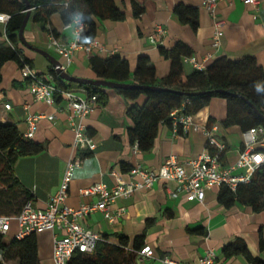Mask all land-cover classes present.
<instances>
[{
    "label": "crops",
    "instance_id": "1",
    "mask_svg": "<svg viewBox=\"0 0 264 264\" xmlns=\"http://www.w3.org/2000/svg\"><path fill=\"white\" fill-rule=\"evenodd\" d=\"M202 1L114 0L116 7L124 13V19L97 20L93 41L98 43L101 50L93 48L88 54L78 48L73 51L69 66H66L64 59L52 47V35L43 29L41 23L27 22L23 36L33 47L58 59L66 67V72L77 78L96 79L88 64L89 58L94 55L101 58L119 56L128 62L131 73L137 57L146 56L156 77L163 78L169 72L170 61L160 55L158 47L169 50L177 43L183 44L190 53L189 57L205 68L217 59L236 61L251 56L264 72V0H259L257 10L244 4L243 0H222L217 3L216 15L224 21L221 46L217 51L211 48L212 19ZM133 2L143 7V12L138 17L133 15ZM178 4L196 10L194 28L178 21L173 13ZM156 26L164 30V35L155 43H150L149 38L153 36ZM48 27L57 33V37L53 38L59 44L65 45L73 41V28H67L63 24L59 13L50 16ZM5 42L4 25L0 24V44ZM20 51L30 61V69L34 73L49 74L52 67L43 56L23 46ZM182 65L185 74L193 71L190 65L183 62ZM19 69L14 61L5 62L0 69V124H11L22 135L27 129V115L42 116L31 140L40 144L43 150L35 155L18 158L13 168L24 191L32 195L35 208L43 209L47 206L49 199L59 188L67 162L72 159L79 158V163L73 170L65 205L77 209L82 203L92 204L96 201L93 197L81 196V189L95 183L113 186L116 183L113 172L121 180L127 181V172L121 171L122 165L130 168L139 165L156 171L167 157L173 156L189 174V162L204 150L203 131L206 128L214 127L216 136L226 147L223 165L233 164L242 148L243 132L237 126H222L226 102L214 97L193 115V125L181 134L173 135L171 129L159 126L152 148L148 152H141L129 143L126 134L125 126H129L130 122L125 120L126 124H123L125 103L109 92L107 104L103 107L96 105L83 121L96 148L89 156L81 157L72 147L73 132L65 102L60 99L48 106L36 101ZM72 90L79 96L85 95L82 89ZM143 102V96L136 100L138 106ZM5 104L10 106L8 110L4 108ZM47 116L53 118L48 120ZM256 148L264 151V134L260 135ZM176 188L173 181H159L148 190L116 199L111 210L122 209L123 214L113 222L96 211L83 218L81 224L95 232L100 240L111 245L118 244L117 235H124L128 238L126 253L132 251L134 238L143 235L144 246L150 247L153 258L142 259L136 255L130 264H159L158 259L163 257L192 264L208 249L215 252L221 264H252L242 254L230 257L223 255V246L235 239L243 241L250 257L264 262V245L259 246V238L264 239V209L255 212L239 202L224 208L217 201L216 187L205 191L202 203L188 201L185 194L177 192ZM17 231L16 223L12 222L7 233L2 236V243L9 244L15 239ZM61 236L62 232L59 230L35 234L38 264H53V239ZM0 262L19 264L17 259L3 261L1 253Z\"/></svg>",
    "mask_w": 264,
    "mask_h": 264
},
{
    "label": "trees",
    "instance_id": "2",
    "mask_svg": "<svg viewBox=\"0 0 264 264\" xmlns=\"http://www.w3.org/2000/svg\"><path fill=\"white\" fill-rule=\"evenodd\" d=\"M30 5L28 22L41 23L43 29L50 35L57 37V33L48 27L49 18L54 13H59L64 25L71 22V17L80 10L90 13L92 19L85 21V29L81 32L83 37L96 35L97 20L122 21L124 13L118 9L114 0H27ZM133 15L138 17L143 12V7L132 3ZM25 3L21 0H0V13L9 16L4 25L5 44H0V69L7 61H14L18 67L31 66L30 61L21 53V44L18 40V30L25 15ZM173 13L179 22L196 26V10L192 7L178 4ZM80 43V41H79ZM82 44V43H81ZM158 52L164 59L170 61L168 74L157 78L155 70L146 56H138L133 72L129 70L128 62L119 57L112 56L101 58L96 55L88 60L96 79L136 85H148L167 88L181 92L182 95L170 92H152L138 89H104L92 86L61 81L56 82L57 88L82 89L87 95H97V102L105 106L108 102L109 92L122 99L125 103L124 119L130 122L126 127V134L131 145H135L141 152H148L154 143L159 126L171 129L170 113L179 109L184 104L183 113L186 115L197 114L210 99L217 97L226 102V115L222 122L225 128L237 126L242 132L259 127L264 116V72L251 56L243 57L236 61L217 59L203 71L193 70L190 74L183 71L182 58L190 56L187 48L177 43L171 49L158 47ZM49 74L55 76L53 69ZM1 79V76H0ZM28 84V81L25 80ZM257 86L261 91H257ZM224 91L225 93H219ZM202 93L195 96H186L189 93ZM143 96L141 106L136 100ZM60 99L56 98V102ZM257 113H255L251 106ZM207 124H210L208 119ZM177 133L181 134L180 128ZM43 147L31 139H23L15 126L0 124V216L15 217L27 201H33L30 193L24 191L14 173V164L20 157L40 153ZM261 151V150H260ZM264 154V151H261ZM89 153L80 154L81 157ZM130 167L122 165L121 171L126 173ZM217 201L224 208L239 202L252 211L264 209V165L260 166L251 177L248 184L238 185L235 192L227 187L218 188ZM205 234V233H204ZM117 245H111L104 240L96 243L92 254L74 252L68 264H130L137 253L144 246L143 235L134 238L131 252L126 253L128 238L117 235ZM0 236V253L2 260L17 259L19 264H38L36 259L35 235L31 234L22 239H13L9 244H4ZM264 245V239L259 238V246ZM222 253L225 257L242 254L252 264H264L258 258H252L246 251L245 244L240 239L223 246ZM0 264H3L0 262Z\"/></svg>",
    "mask_w": 264,
    "mask_h": 264
},
{
    "label": "built area",
    "instance_id": "3",
    "mask_svg": "<svg viewBox=\"0 0 264 264\" xmlns=\"http://www.w3.org/2000/svg\"><path fill=\"white\" fill-rule=\"evenodd\" d=\"M220 1L222 0L202 1L203 7L212 19L211 48L215 51L221 46L222 28L224 26V21L216 15V6ZM243 3L252 6L255 10L260 5L259 0H243ZM8 19V15L0 13V24L5 25ZM66 27L70 28L71 22ZM84 28L85 25H83V30ZM74 32L73 29V41L65 45L59 44L53 36H50L52 47L64 59L66 66L71 64L73 51L78 48H82L88 54L93 48L101 50L98 43L94 41L91 44L79 43ZM163 35L164 30L160 26H156L153 36L149 38L150 43H155ZM182 62L190 65L193 70H205L202 64L195 62L189 56L182 58ZM61 69L66 71V67L62 63ZM19 71L22 79L28 81L29 92L36 101L43 102L48 106L54 105L56 98L65 102V108L69 112V124L73 132L72 147L80 154H92L96 144L87 133L83 121L98 105L97 95H87L84 92V96H79L76 91L70 88H57V81L64 82L56 73L55 76L50 74L39 75L34 73L28 65H23ZM4 108L8 110L10 106L5 104ZM183 108L184 104L170 113L173 135L178 134V128L184 132L189 126L193 125V115L184 114ZM41 117L40 115L26 116L27 129L22 134L23 139L32 138L36 124ZM52 118L53 116H47L48 120ZM194 129L197 128L194 127ZM203 132L205 137L204 150L196 159L189 162V174L185 172L182 164L173 156L167 157L156 171L144 169L139 165L134 166L127 172V181L121 180L113 172L112 175L116 177V183L113 186L108 187L102 183H95L79 191L81 196L93 197L96 201L92 204L82 203L77 209L65 205L69 183L73 178V170L79 163V158L69 160L59 188L49 199L47 206L43 209L35 208L32 201H27L17 216L12 218L0 216V236L7 233L12 222L17 225L18 231L15 235L17 240L43 231L59 230L62 232V236L53 239L52 262L53 264H68L74 252L92 254L96 243L100 240L95 232L81 224L83 218L100 211L106 220L113 222L114 219L123 214L122 209H116L113 212L111 210V206L116 199L127 198L136 192L148 190L159 181L164 183L173 181L177 186L176 191L183 192L188 201L202 203L205 191L225 186L231 192H235L238 185L248 184L252 174L264 165V154L256 148L260 135L264 134V121L261 126L242 133V148L239 150L234 163L228 166L222 163L226 147L216 136L215 128H206ZM137 255L142 259L149 260L153 258L152 250L148 246H143ZM158 262L159 264H183L169 257L158 259ZM192 264L221 263L218 261L215 252L208 249L201 258Z\"/></svg>",
    "mask_w": 264,
    "mask_h": 264
},
{
    "label": "water",
    "instance_id": "4",
    "mask_svg": "<svg viewBox=\"0 0 264 264\" xmlns=\"http://www.w3.org/2000/svg\"><path fill=\"white\" fill-rule=\"evenodd\" d=\"M25 3V7H26V12L25 15L21 21L17 36H18V40L20 42V44L29 49L32 50L38 54H40L41 56H43L48 63L51 65L52 69L55 71L56 74H58L59 78L67 83H72V84H78V85H82V86H92V87H97V88H104V89H110V90H115V89H138V90H142V91H152V92H170V93H174V94H178V95H182L181 92L178 91H174L171 89H167V88H159V87H155V86H148V85H136V84H124V83H116V82H110V81H105V80H100V79H84V78H77L74 76H70L66 71L61 69V62L56 59L55 57H53L52 55L48 54L47 52L35 48L32 45H30L23 36V31L26 27V24L28 22L29 19V15H30V5L28 3L27 0H21ZM219 93H225L224 91H219ZM202 93H189L186 94V96H195V95H199ZM251 106V105H250ZM253 111L255 113H257L256 109L251 106ZM260 118L264 121V116L259 115Z\"/></svg>",
    "mask_w": 264,
    "mask_h": 264
},
{
    "label": "clouds",
    "instance_id": "5",
    "mask_svg": "<svg viewBox=\"0 0 264 264\" xmlns=\"http://www.w3.org/2000/svg\"><path fill=\"white\" fill-rule=\"evenodd\" d=\"M92 19V16L90 13H86L84 10L77 11L72 17H71V27L75 30L74 34L76 36V39L80 41L82 44H91L92 39L91 37H83L81 36V32L83 30V25L85 21H90ZM257 91H261L259 86H257Z\"/></svg>",
    "mask_w": 264,
    "mask_h": 264
}]
</instances>
